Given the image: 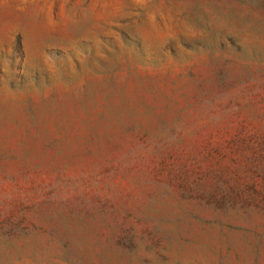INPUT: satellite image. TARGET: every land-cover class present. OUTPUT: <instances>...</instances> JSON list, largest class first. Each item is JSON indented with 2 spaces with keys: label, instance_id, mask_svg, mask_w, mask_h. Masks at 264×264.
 Instances as JSON below:
<instances>
[{
  "label": "rangeland",
  "instance_id": "rangeland-1",
  "mask_svg": "<svg viewBox=\"0 0 264 264\" xmlns=\"http://www.w3.org/2000/svg\"><path fill=\"white\" fill-rule=\"evenodd\" d=\"M0 264H264V0H0Z\"/></svg>",
  "mask_w": 264,
  "mask_h": 264
}]
</instances>
